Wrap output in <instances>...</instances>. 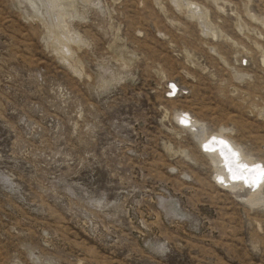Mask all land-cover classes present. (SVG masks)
Returning a JSON list of instances; mask_svg holds the SVG:
<instances>
[{"label": "rangeland", "instance_id": "rangeland-1", "mask_svg": "<svg viewBox=\"0 0 264 264\" xmlns=\"http://www.w3.org/2000/svg\"><path fill=\"white\" fill-rule=\"evenodd\" d=\"M198 126L264 164V0H0V264H264Z\"/></svg>", "mask_w": 264, "mask_h": 264}, {"label": "bare ground", "instance_id": "bare-ground-1", "mask_svg": "<svg viewBox=\"0 0 264 264\" xmlns=\"http://www.w3.org/2000/svg\"><path fill=\"white\" fill-rule=\"evenodd\" d=\"M172 87L174 88V85ZM186 115L187 113L179 112L177 119L194 127L199 124L185 117ZM200 128L198 126L197 129V133L201 136L199 143L208 150V156L214 159L213 162L218 164L215 177L230 188L247 187L255 193L259 192L264 185V164L258 159L255 160L251 155H244L241 147L230 141L222 130L207 135Z\"/></svg>", "mask_w": 264, "mask_h": 264}]
</instances>
